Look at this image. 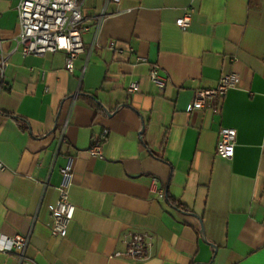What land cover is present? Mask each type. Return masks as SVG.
<instances>
[{"label":"crops","instance_id":"obj_1","mask_svg":"<svg viewBox=\"0 0 264 264\" xmlns=\"http://www.w3.org/2000/svg\"><path fill=\"white\" fill-rule=\"evenodd\" d=\"M17 4L0 0L11 52L0 75V236L30 233V242L21 262L15 249L0 251V264H264V0H120L97 29L103 0H86L71 72L62 51L21 54ZM153 64L163 88L149 79ZM230 72L239 79L224 97L187 109L195 90ZM221 127L236 130L230 159L216 154ZM104 128V157H93ZM68 156L75 210L55 237ZM133 232L151 236L147 256H114Z\"/></svg>","mask_w":264,"mask_h":264},{"label":"built area","instance_id":"obj_2","mask_svg":"<svg viewBox=\"0 0 264 264\" xmlns=\"http://www.w3.org/2000/svg\"><path fill=\"white\" fill-rule=\"evenodd\" d=\"M120 0H103L101 11L96 17L95 27L99 28L102 20L107 14V6L110 2L119 3ZM86 0H18V34L15 42L20 46L22 55L34 54L43 56L48 52L62 51L66 54L65 68L69 72L73 70V61L77 55L84 51L81 40L82 31L88 28L83 26V8ZM191 22V10H185L183 15L175 20L180 29H186ZM109 48L117 53H124V49L118 47L114 40L109 42ZM129 52L134 49L129 47ZM11 52L2 50L0 39V75H3ZM136 61H145L144 58L136 56ZM149 79L159 88L166 84V77L159 72L157 65H152L149 70ZM238 75L230 72L222 74L214 87L203 88L194 91L193 98L188 110L205 109L214 105L217 99H221L230 88L236 86ZM138 90V83L131 82L126 91L134 93ZM64 127L61 129L62 139ZM109 130L104 128L94 136L87 152L97 158H103V146L107 140ZM236 141V130L230 127H221L218 131L216 154L230 159L234 154ZM73 157L68 156L66 162L60 167L61 180L56 187L57 200L51 210V234L55 237H65L68 226L73 218L75 206L70 200V186L73 177ZM0 169H3L0 163ZM152 191L158 198L164 197V190L157 188L156 182L152 184ZM30 242V233L1 235L0 251L10 252L18 250V260L24 259L25 251ZM152 245L151 236L145 232H133L127 241L124 251H116L114 256H123L132 260L145 258Z\"/></svg>","mask_w":264,"mask_h":264},{"label":"water","instance_id":"obj_3","mask_svg":"<svg viewBox=\"0 0 264 264\" xmlns=\"http://www.w3.org/2000/svg\"><path fill=\"white\" fill-rule=\"evenodd\" d=\"M200 232L203 233V228L201 227ZM212 246L215 248V246L212 244Z\"/></svg>","mask_w":264,"mask_h":264}]
</instances>
